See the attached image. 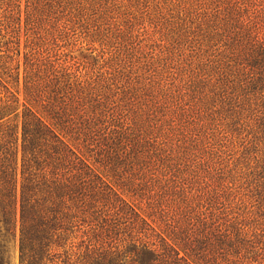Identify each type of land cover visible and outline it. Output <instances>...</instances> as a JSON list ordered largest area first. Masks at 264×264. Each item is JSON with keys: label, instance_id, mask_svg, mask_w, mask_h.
<instances>
[{"label": "trees", "instance_id": "obj_1", "mask_svg": "<svg viewBox=\"0 0 264 264\" xmlns=\"http://www.w3.org/2000/svg\"><path fill=\"white\" fill-rule=\"evenodd\" d=\"M264 264V0H0V264Z\"/></svg>", "mask_w": 264, "mask_h": 264}, {"label": "rangeland", "instance_id": "obj_2", "mask_svg": "<svg viewBox=\"0 0 264 264\" xmlns=\"http://www.w3.org/2000/svg\"><path fill=\"white\" fill-rule=\"evenodd\" d=\"M12 264H19V252L17 247L13 251Z\"/></svg>", "mask_w": 264, "mask_h": 264}]
</instances>
